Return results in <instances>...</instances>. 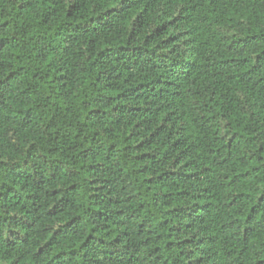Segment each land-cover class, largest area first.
Here are the masks:
<instances>
[{"label": "trees", "instance_id": "16d2710c", "mask_svg": "<svg viewBox=\"0 0 264 264\" xmlns=\"http://www.w3.org/2000/svg\"><path fill=\"white\" fill-rule=\"evenodd\" d=\"M0 264H264V0H0Z\"/></svg>", "mask_w": 264, "mask_h": 264}]
</instances>
